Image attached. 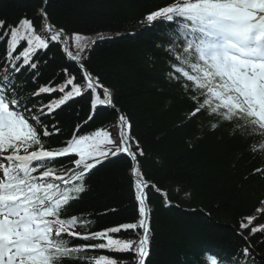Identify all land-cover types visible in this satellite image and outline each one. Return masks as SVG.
I'll use <instances>...</instances> for the list:
<instances>
[{"label":"snow or ice","instance_id":"1","mask_svg":"<svg viewBox=\"0 0 264 264\" xmlns=\"http://www.w3.org/2000/svg\"><path fill=\"white\" fill-rule=\"evenodd\" d=\"M46 5L44 0L37 14L39 30L27 16L15 24L0 19V264H150L154 231L148 190L165 197L164 207L171 202L143 173L139 158L145 152L130 118L115 109L111 89L88 67L95 40L80 33L69 37L51 23ZM141 23L164 26L157 47L167 57L165 80L190 104L185 120L204 116L212 131L230 125L232 138L264 163V0H171ZM111 38L97 34L100 40ZM53 45H62L77 72L62 67L40 83ZM32 86L34 91H26ZM86 95L87 119L68 139L49 144L54 136L68 135L56 120L58 111ZM99 106L118 111V124L82 133ZM122 155L131 163L137 219L92 230L96 213L70 210L90 190L93 171ZM253 174L264 176V167ZM256 211L259 216L239 222L237 235L247 246L230 257L231 264H256L254 246L243 236L245 230L264 234V224L253 226L264 208ZM207 264L224 261L212 256Z\"/></svg>","mask_w":264,"mask_h":264},{"label":"trees","instance_id":"2","mask_svg":"<svg viewBox=\"0 0 264 264\" xmlns=\"http://www.w3.org/2000/svg\"><path fill=\"white\" fill-rule=\"evenodd\" d=\"M170 2L47 0L46 11L51 23L63 28L69 37L80 33L95 40L88 67L111 89L115 109L130 118L132 134L145 152L139 158L143 173L167 193L171 202L164 207L165 197L148 190L154 231L150 264H207L212 256L231 264L230 257L247 246L237 235L241 231L239 222L247 216H259L256 210L264 208V176L253 174L264 163L259 155L249 154L239 139L232 138L230 125L212 131L204 116L185 120L190 104L175 85L165 80L167 57L157 47L161 43L158 33L164 26L149 28L141 23L147 13ZM42 6L44 0H0V19L15 24L27 16L39 30L37 14ZM97 34L112 38L100 40ZM71 43L70 50L74 51V41ZM61 48L53 45L48 49L47 56L52 59L43 69L40 83L62 67L77 72ZM34 90L32 86L26 91ZM89 104L90 96L86 95L59 110L56 120L68 135L54 136L48 143L56 146L68 139L75 125L87 119ZM116 110L99 106L82 133L99 127L112 130L118 124ZM130 168L129 159L122 155L95 169L88 180L90 190L73 205L70 214L96 213L92 230L137 219ZM106 211L109 214L104 215ZM257 224H264V216L253 226ZM243 236L254 246L256 264H264V234L252 236L245 230ZM100 254L113 255L88 253Z\"/></svg>","mask_w":264,"mask_h":264}]
</instances>
